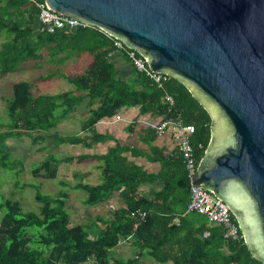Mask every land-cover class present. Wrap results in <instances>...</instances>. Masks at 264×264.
<instances>
[{
  "label": "trees",
  "instance_id": "trees-1",
  "mask_svg": "<svg viewBox=\"0 0 264 264\" xmlns=\"http://www.w3.org/2000/svg\"><path fill=\"white\" fill-rule=\"evenodd\" d=\"M37 25V9L29 0H0V39H3L0 78L17 70L25 61L39 58L43 49L52 43L59 52L90 53L94 60L84 74L62 76L76 92L90 98V105H97L90 110L83 130L90 131L97 122L114 117L124 107H138L141 114L149 113L163 120L179 117L183 124L194 127L190 144L199 164L210 140L211 119L181 82L166 76L157 85L137 71L134 78L123 81L116 77L109 59L111 53L119 52L114 47V38L102 30L86 26L71 33L49 34ZM30 87L28 81L12 86L6 103L10 122L0 125L4 128L0 132L1 163L9 154L8 141L27 136L35 144H42L51 135L50 130L84 98L70 92L33 97ZM165 95L173 98L172 105L163 101ZM91 134L87 137L89 143L81 137L51 136L56 145L68 143L86 147L104 139L93 130ZM146 135L149 160L161 165L157 175H148L129 162L124 156L127 148L121 146L110 148L101 156L76 159L77 162L86 159L101 162V183L76 187L86 193V206L105 202L114 192H118L124 202L125 207L114 211L112 221L105 223L102 229L93 228L91 223L89 227L71 226L66 211L68 193L62 190L54 198L37 192L34 199L40 204L38 213H23L17 201L6 200L0 204V212L5 210L0 220V264H144L146 260L153 264H263L253 258L243 237L240 241L226 239L222 226L209 227L201 215L185 213L189 180L182 158L177 151L165 154L152 145L157 137L154 129H148ZM72 161V158L59 160L50 156L31 174L52 180L56 178L59 164ZM156 183H161V189L152 200L138 196L139 186ZM135 210L146 213L143 221L129 216ZM232 221L242 236L233 216ZM32 227L43 232L28 235L26 230ZM205 232H208L206 237ZM123 240H130L133 250V255L126 260L111 254Z\"/></svg>",
  "mask_w": 264,
  "mask_h": 264
},
{
  "label": "water",
  "instance_id": "water-1",
  "mask_svg": "<svg viewBox=\"0 0 264 264\" xmlns=\"http://www.w3.org/2000/svg\"><path fill=\"white\" fill-rule=\"evenodd\" d=\"M181 82L211 119L192 185L225 203L264 264V0H44Z\"/></svg>",
  "mask_w": 264,
  "mask_h": 264
},
{
  "label": "crops",
  "instance_id": "crops-1",
  "mask_svg": "<svg viewBox=\"0 0 264 264\" xmlns=\"http://www.w3.org/2000/svg\"><path fill=\"white\" fill-rule=\"evenodd\" d=\"M37 28L41 29V26L38 24ZM56 50L57 47L52 43L49 47L43 49L39 58L25 61L18 69V71H27L29 73L30 79L28 82L31 84L30 93L33 97L58 95L66 92L73 93L76 97L84 96L81 104L66 118L56 124L50 130V134L63 138L81 137L86 139V143H89L88 138L91 137V130H93L96 135L104 139L86 147L82 144L68 143L56 145L55 138L51 135L42 144H35L31 138L24 139L22 137L23 141L17 140L14 142L10 140L12 145L8 144V151L13 154V157L22 159L29 168L32 167L30 172L50 156L59 160L72 158V162L59 164L56 178L58 175H62L65 178L72 177L74 180H91L94 181V184L74 182L69 185L71 190H79L76 187L80 184L96 186L102 180L100 161L97 159H86L82 162H77L76 159L87 155L101 156L115 146L127 148L124 156L129 162L140 167L143 172L148 175H157L160 172L161 165L158 162L149 160L150 147L145 140L147 139V130L152 129V126L159 124L163 119L160 116L149 113L141 114L138 107H124L114 117L104 118L97 122L90 131L83 130V125L90 115V110L96 108L97 105H90V98L85 93L76 92L74 87L64 80L62 76L75 77L84 74L94 60L93 55L87 52H59ZM109 59L114 66L117 78L129 81L135 77V69L122 53L115 51L110 54ZM67 84L72 87L69 85L67 87ZM58 113L61 114L62 111L60 110ZM116 116H119V120L115 119ZM152 145L161 149L165 154L175 152L178 145L177 134L168 129L162 135H157ZM68 164L77 165L79 170L66 169L64 166ZM33 165L35 166L33 167ZM58 184L67 186L64 181H58ZM160 189L161 183L144 184L139 186L137 193L139 197L152 200L154 194ZM70 205L75 208V211L77 209V214L79 217L81 216L80 218L86 216L90 220L92 227L98 229L104 228L105 223L112 221L114 211L125 207L118 192H114L107 201L91 207H87L85 204L81 205L80 202L73 200L68 194L66 207ZM123 241H127L128 243L126 244L131 248L130 240ZM118 254L119 252L117 251L116 255ZM144 264H153V262L146 260Z\"/></svg>",
  "mask_w": 264,
  "mask_h": 264
},
{
  "label": "built area",
  "instance_id": "built-area-1",
  "mask_svg": "<svg viewBox=\"0 0 264 264\" xmlns=\"http://www.w3.org/2000/svg\"><path fill=\"white\" fill-rule=\"evenodd\" d=\"M37 9V21L41 26V30H45L49 34L59 32L71 33L77 29L88 26L78 20L58 14L51 11L45 5L44 0H29ZM114 47L119 52H123L130 61L135 71L145 74L153 83L160 85L166 77L163 74L151 71L146 60L132 49L127 48L122 42L114 39ZM163 101L169 105L173 104V98L169 95L163 97ZM119 120V116L115 117ZM156 135H162L166 130L171 129L177 134L178 145L177 153L181 156L185 168L186 176L189 180V201L186 206L185 213H197L204 217L206 224L211 227L213 225L222 226L224 229V238L233 241H240L242 236L239 235L237 226L232 221V215L225 203L216 198L212 192L204 190L201 186L192 185L198 163L193 156V150L190 144V137L194 132L192 125H185L179 117L175 120H162L159 124L152 126ZM146 213L135 210L130 213V217L135 221H143ZM138 223H136L137 225ZM208 236V232L204 233ZM234 264V263H231Z\"/></svg>",
  "mask_w": 264,
  "mask_h": 264
},
{
  "label": "rangeland",
  "instance_id": "rangeland-1",
  "mask_svg": "<svg viewBox=\"0 0 264 264\" xmlns=\"http://www.w3.org/2000/svg\"><path fill=\"white\" fill-rule=\"evenodd\" d=\"M2 40L3 39L1 38L0 42ZM18 69L0 78V125H6L10 122L6 109V103L7 100L11 97L12 86L17 82L29 81L30 79L29 73L27 71H18ZM68 85L69 84H67L66 86L68 87ZM2 130H4V128H0V132ZM21 138L14 139L13 141H23V139ZM23 138L30 139V137L27 136H23ZM8 144L11 146V141H8ZM8 153L9 154L4 159L3 163H1L0 161V204L5 202L6 200L17 201L20 204L21 211L23 213H38L40 204L35 201V194L39 192L42 195L54 198L61 190L66 191L73 200L80 202L81 205L84 204V201L86 200V193L80 189L71 190L69 185H72L74 182L94 184V181L87 179L74 180L72 177L65 178L62 175H58L55 180L42 179L41 177L35 178L30 172L32 167L29 168L22 159L13 157V154H11L9 151ZM1 164L3 165V167L1 166ZM34 166L35 165H33V167ZM64 167H66V169L79 170L78 166L75 164H68ZM58 181H64L67 186L62 187L58 184ZM71 206L72 205L66 207V211L70 217V225H88L89 227L90 220L84 215L83 218H80L81 216L79 217V215L77 214V209L75 211V208ZM4 213L5 210H2L0 212V220ZM26 232L28 235H38L43 231L40 228L32 227L27 229ZM126 243L128 242L123 241L122 244H118V246L112 249L111 254L114 257L121 258L123 260L130 258L133 255V250ZM31 246L33 247V244ZM35 247L41 248V246L39 245H35ZM117 251L119 252L118 255H116Z\"/></svg>",
  "mask_w": 264,
  "mask_h": 264
}]
</instances>
